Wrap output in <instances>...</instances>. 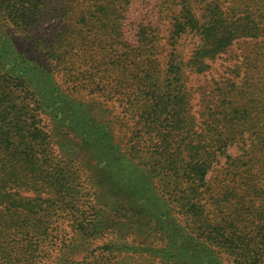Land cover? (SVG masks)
Instances as JSON below:
<instances>
[{
  "label": "trees",
  "instance_id": "16d2710c",
  "mask_svg": "<svg viewBox=\"0 0 264 264\" xmlns=\"http://www.w3.org/2000/svg\"><path fill=\"white\" fill-rule=\"evenodd\" d=\"M46 1L0 0V264H14L19 256L24 264L49 259L42 252L51 232L62 235L51 257L56 264H222L220 250L236 264H263L264 215L247 233L225 231L224 220L204 217L202 200L209 193L211 157H228L225 148L237 136L243 144L249 139V150L264 147V121H258L255 100L264 97V82L249 89L247 103L223 99L206 107L210 122L197 131L179 42L187 35L196 39L186 64L197 72L204 58L225 53L239 39L258 43L264 63L260 1L224 6L211 0L201 21L191 4L180 0L169 22L172 48L166 60L175 85L165 90L151 60L157 48V35L150 31L155 7L144 3L130 27V51L141 62L133 107L142 133L129 139L128 147L115 138L102 109L64 92L54 80L53 69L64 68L66 48L82 30L66 26L75 18L70 6L77 0H59L61 7ZM117 1L101 0L94 11H79L77 19L94 16L104 34L126 41V12H120L127 7L117 9ZM47 13L61 16L55 30L33 34ZM10 23L28 29L29 50L44 49L50 63L18 51L6 32ZM223 88L217 85L225 98ZM251 134L255 139L248 138ZM213 198L211 205L218 203ZM60 218L67 230L53 225ZM9 233L16 237L12 246Z\"/></svg>",
  "mask_w": 264,
  "mask_h": 264
},
{
  "label": "rangeland",
  "instance_id": "374dc122",
  "mask_svg": "<svg viewBox=\"0 0 264 264\" xmlns=\"http://www.w3.org/2000/svg\"><path fill=\"white\" fill-rule=\"evenodd\" d=\"M58 1H51L57 4L49 1L46 3L61 7ZM80 1L77 0L73 3L74 6H70V12L75 15V18L73 17L66 26L75 31L81 29L82 37L76 36L66 48L68 53L64 58V68L53 69L54 80L64 92L74 95L86 104L93 103L90 107L102 109L107 119V125L114 131L115 138L128 147L133 144L129 139H133L134 135L141 137L142 133L138 124L135 123L133 107L134 97L138 93L135 81L140 73L137 65L141 62H138L139 55L137 56L135 51V54L130 51L134 49V39L130 29L132 21L139 15L138 11L144 9L146 1L150 4L149 7H155L151 11L155 14L152 17L150 31L157 35L156 43H154L157 48L154 54L152 51L151 60L158 64L159 78L163 90H165L170 83L175 85L174 79H170L172 75L167 74L166 60L172 48L169 39V22L172 14L179 8L177 4L180 0H129V2L118 0L115 3L117 9L127 7L126 11L124 9L120 12L121 14L126 12L123 15L126 18L127 26L126 41L117 35L109 37L106 33L104 34L100 30L97 19L93 18L94 16L87 15V17L85 16L87 21H85L86 19L78 21L79 11L86 13L87 7L90 11H94L96 4L101 2V0H83L84 2L80 4ZM186 1L191 4L194 13L202 21L200 17L205 15L207 4L211 0ZM220 1H224L222 2L224 6L246 2L244 0ZM259 1L258 10L260 12L261 9H264V0ZM246 3L252 5V3ZM50 15V13H47L46 16L42 15L37 21L38 26L34 25L31 32L33 34L52 33L61 16L52 17ZM6 27V32L10 34V41L18 51L26 52L39 62L50 63L46 60L44 49H38V52L29 50L25 32L28 29L23 28V25L17 27L11 23ZM179 42L180 55L185 63L182 65V81L190 94V113L194 115L197 131L203 122H210L206 117V107L220 105L223 99L234 100L235 104L247 103L249 89L264 82V63L258 55V51L261 52L258 43L239 39L225 53L217 55L213 59L204 58L205 64L199 70L200 72H197L189 64H186L190 52L197 44L196 39L187 35L181 37ZM149 50L148 47L146 53ZM142 58L144 59L146 56L143 55ZM51 63L53 64V62ZM217 85L221 88L224 87L222 91L227 93L225 98H222V94L218 92ZM229 85L237 87L239 90L230 89ZM237 91H241L243 94L236 95ZM255 100L258 102L256 111H258L257 117L261 124L264 121L260 116V114H264V97L261 96L257 99L255 97ZM218 127L221 129V124ZM248 138L255 139V135L251 134ZM233 141L225 148L228 157L220 154L211 157L210 168L206 176L209 193L202 200L205 207L203 215L211 222L219 219L224 220L225 231L247 233L253 227L252 222L255 223V220L264 215V151L260 150L264 147L258 146L260 149L249 150L247 147L249 139H245V144H243L238 136ZM146 144L147 141L143 137L138 148L143 150ZM209 197L218 199V203L211 205ZM53 225L67 230L66 219L60 218ZM61 236L54 237L51 232V237L44 245L46 252H42V256L49 253L50 258L48 257L47 260H44L43 257L34 258L30 264H56V261L52 263L51 257L55 256ZM6 240L10 243L9 246H12L16 237L9 233ZM262 252L264 257V250ZM217 253L222 264H236L234 258L224 250ZM14 264H24L23 258L21 256L18 259L15 258Z\"/></svg>",
  "mask_w": 264,
  "mask_h": 264
}]
</instances>
